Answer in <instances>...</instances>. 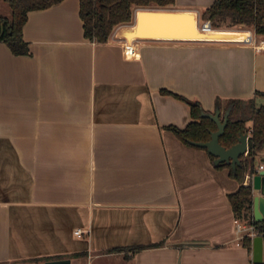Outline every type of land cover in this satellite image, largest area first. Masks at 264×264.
<instances>
[{"label":"crops","instance_id":"0c3cea01","mask_svg":"<svg viewBox=\"0 0 264 264\" xmlns=\"http://www.w3.org/2000/svg\"><path fill=\"white\" fill-rule=\"evenodd\" d=\"M119 38L87 40L80 0H64L28 15L30 55L0 42V264H254L228 199L240 184L168 128L193 121L178 96L212 113L221 98L222 114L264 93V49L133 40L128 58ZM254 161L255 197L264 150Z\"/></svg>","mask_w":264,"mask_h":264},{"label":"trees","instance_id":"16d2710c","mask_svg":"<svg viewBox=\"0 0 264 264\" xmlns=\"http://www.w3.org/2000/svg\"><path fill=\"white\" fill-rule=\"evenodd\" d=\"M9 5L12 16L0 15V42L7 44L16 56L30 55V48L23 39V29L31 12L43 11L62 3L64 0H2ZM176 0H80V17L83 21L84 36L94 43L105 44L109 41L115 28L130 25L135 13L145 8H171ZM203 22H210L213 29L232 30L239 26L252 28L259 37H264V0H216L212 6L200 14ZM169 93V92H168ZM191 108L192 122L184 129L169 127L183 143H206L211 133L217 131V125L205 117L215 112L206 111L200 102L190 101L178 96ZM221 98L216 99V110H222ZM229 112L225 134L220 144L230 149L238 143L241 135L249 134L248 154L241 158V165L235 170L227 167L231 175L240 184L238 190L228 196L235 218L254 223L264 238V221L259 223L253 218V189L244 186L246 174L254 171V159L264 150V93L248 100L230 99L221 114V118ZM215 162L216 158L210 155ZM244 246L251 250L252 240H244Z\"/></svg>","mask_w":264,"mask_h":264},{"label":"water","instance_id":"95a60500","mask_svg":"<svg viewBox=\"0 0 264 264\" xmlns=\"http://www.w3.org/2000/svg\"><path fill=\"white\" fill-rule=\"evenodd\" d=\"M139 17L135 14L132 28L137 27V32H125L124 38L134 40H168L182 42H202L197 37L198 31L212 28L211 23L207 22L200 25V17L192 11H180L174 8H145ZM137 12V11H136ZM217 125V131L211 133V139L206 143H192L194 147L207 150L216 158L215 165L227 164L235 170L241 165V158L246 156L249 151L248 134L241 135L238 143L230 149L224 148L220 144V138L225 134L229 112L221 118V111L216 110L214 114L205 115ZM264 170H261L254 178V190L263 191ZM254 220L264 221V195L254 197ZM253 259L254 264L264 262V238L256 237L253 240ZM45 264H72L70 260L50 261Z\"/></svg>","mask_w":264,"mask_h":264},{"label":"bare ground","instance_id":"6f19581e","mask_svg":"<svg viewBox=\"0 0 264 264\" xmlns=\"http://www.w3.org/2000/svg\"><path fill=\"white\" fill-rule=\"evenodd\" d=\"M163 9V8H162ZM137 17H139L142 13L141 10H137L136 12ZM131 25V24H130ZM132 32V33H136L137 32V27L136 28H132L130 27L129 29H121L117 30L115 32V35L117 36V38H119L120 35H124L125 32ZM120 32V33H119ZM197 37L199 39V41L202 42H207V41H225V42H235L238 44H245V45H252V44H248L249 41H252L254 44L258 45V48L260 50L264 49V42H261L259 44H257V40L255 39L256 37L253 36L251 31H242V30H219V29H206L204 31L200 30L197 33ZM250 37H252V40L250 39ZM254 37V39H253ZM120 39V38H119ZM133 37L132 38H127L126 39V43L127 44H131L133 42ZM156 42V41H155ZM162 42V41H161ZM180 42V41H178Z\"/></svg>","mask_w":264,"mask_h":264},{"label":"built area","instance_id":"2783aa9c","mask_svg":"<svg viewBox=\"0 0 264 264\" xmlns=\"http://www.w3.org/2000/svg\"><path fill=\"white\" fill-rule=\"evenodd\" d=\"M250 39L252 40V37H250ZM248 44L256 45L252 41H249ZM122 45H123L125 57H128V58L135 57L136 54L138 53V49L140 46L138 41H133L131 44H127L126 40L122 41ZM249 137H250V133L248 134V140H249ZM260 170H264V166H261ZM245 186H249V185L245 184ZM235 224H236V236H237L238 245H241V244L244 245V240L246 239L254 240L256 237H259V236L262 237V235L259 233L254 223H247V222H243V221L236 219ZM75 234L77 236H81L82 232L79 230V231H76Z\"/></svg>","mask_w":264,"mask_h":264},{"label":"rangeland","instance_id":"374dc122","mask_svg":"<svg viewBox=\"0 0 264 264\" xmlns=\"http://www.w3.org/2000/svg\"><path fill=\"white\" fill-rule=\"evenodd\" d=\"M171 8H173V7H171ZM0 15L1 16H4V17H7V18H11V16H12V12H11V9H10V7H9V5L8 4H6L5 2H3L2 0H0ZM200 17V16H199ZM205 23H207V22H203V21H201V19H200V25H204ZM125 26H128V25H124V26H119V27H117V28H115V30H114V32L113 33H115L117 30H119L121 27H125ZM129 29V28H128ZM123 30V29H122ZM232 30H242V31H251L253 34H254V36L256 37L255 39L257 40V39H264V37H259V36H257L256 34H255V31L252 29V28H248V27H245V26H239V27H236V28H233ZM120 32H121V30H120ZM119 32V33H120ZM113 33H112V35H113ZM112 35H111V37H112ZM116 35H118V34H116ZM110 37V38H111ZM116 38H117V36H116ZM256 165V162L254 161V166Z\"/></svg>","mask_w":264,"mask_h":264}]
</instances>
